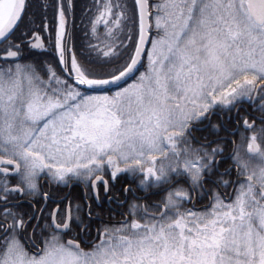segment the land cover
Wrapping results in <instances>:
<instances>
[{
    "label": "snow or ice",
    "instance_id": "obj_1",
    "mask_svg": "<svg viewBox=\"0 0 264 264\" xmlns=\"http://www.w3.org/2000/svg\"><path fill=\"white\" fill-rule=\"evenodd\" d=\"M0 264H264V0H0Z\"/></svg>",
    "mask_w": 264,
    "mask_h": 264
}]
</instances>
